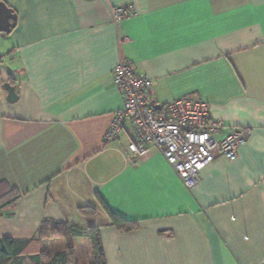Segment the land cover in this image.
<instances>
[{"label": "crops", "instance_id": "1", "mask_svg": "<svg viewBox=\"0 0 264 264\" xmlns=\"http://www.w3.org/2000/svg\"><path fill=\"white\" fill-rule=\"evenodd\" d=\"M3 1L17 18L0 32V190L19 197L0 239L49 252L63 240L37 237L50 220L99 226L106 264H264V0ZM128 4L114 25L111 7ZM120 60L152 81L156 110L201 100L225 126L217 138L249 129L237 157H217L192 188L156 149L127 162L129 123L104 141L123 107ZM98 196L138 227L111 226Z\"/></svg>", "mask_w": 264, "mask_h": 264}, {"label": "built area", "instance_id": "2", "mask_svg": "<svg viewBox=\"0 0 264 264\" xmlns=\"http://www.w3.org/2000/svg\"><path fill=\"white\" fill-rule=\"evenodd\" d=\"M133 14V4L110 9L114 25ZM112 84L123 97V107L114 114L104 141L118 140L129 123L127 162L137 165L151 148L156 149L188 188L197 184L201 171L217 157L234 160L251 134L247 128L229 126L217 138L225 126L209 117L207 103L201 100L177 99L154 109L152 81L125 61L112 69Z\"/></svg>", "mask_w": 264, "mask_h": 264}, {"label": "trees", "instance_id": "3", "mask_svg": "<svg viewBox=\"0 0 264 264\" xmlns=\"http://www.w3.org/2000/svg\"><path fill=\"white\" fill-rule=\"evenodd\" d=\"M2 186L6 187L4 183H0V189ZM18 197V192L8 187L5 190H0V215L5 208L15 204ZM98 201L110 218V225L115 227L118 231L129 232L138 227L137 221L129 220L110 210L99 196ZM80 213L90 216L93 215L95 211L91 208H83L80 209ZM84 230L91 250V260L87 264H106L99 226L79 227L66 222H54L50 220L41 222L37 231V237L43 239L50 237L61 238L65 240L66 243L64 250H58L52 253L42 250L30 256L22 254L23 247L18 245V241L2 238L0 239V264H73L71 263L73 257L71 238L73 236H81Z\"/></svg>", "mask_w": 264, "mask_h": 264}, {"label": "rangeland", "instance_id": "4", "mask_svg": "<svg viewBox=\"0 0 264 264\" xmlns=\"http://www.w3.org/2000/svg\"><path fill=\"white\" fill-rule=\"evenodd\" d=\"M96 220H91L94 222ZM73 245V257L71 263L73 264H87L91 260V250L89 241L86 237L85 230L81 236H73L71 238ZM66 246L65 240L52 241L46 249L52 253L55 250H64Z\"/></svg>", "mask_w": 264, "mask_h": 264}, {"label": "water", "instance_id": "5", "mask_svg": "<svg viewBox=\"0 0 264 264\" xmlns=\"http://www.w3.org/2000/svg\"><path fill=\"white\" fill-rule=\"evenodd\" d=\"M16 18L17 17L14 11L11 8H9L3 0H0V32L10 33L13 27L11 22L12 21L15 22ZM4 88L7 91L8 101L10 102L15 101L18 96L15 92L14 87L9 83H5ZM153 107L154 109L159 108V106L154 105V103H153Z\"/></svg>", "mask_w": 264, "mask_h": 264}]
</instances>
